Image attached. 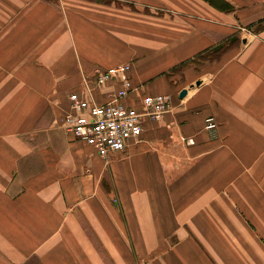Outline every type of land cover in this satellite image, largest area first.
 <instances>
[{"label":"crops","instance_id":"obj_1","mask_svg":"<svg viewBox=\"0 0 264 264\" xmlns=\"http://www.w3.org/2000/svg\"><path fill=\"white\" fill-rule=\"evenodd\" d=\"M224 1L0 0V264H264V0ZM122 64L172 106L102 158L61 119Z\"/></svg>","mask_w":264,"mask_h":264},{"label":"built area","instance_id":"obj_2","mask_svg":"<svg viewBox=\"0 0 264 264\" xmlns=\"http://www.w3.org/2000/svg\"><path fill=\"white\" fill-rule=\"evenodd\" d=\"M130 72V64L95 69L94 85L114 86V94L97 103L89 97L88 83L81 92L69 95L71 111L61 119L67 132L93 147L102 158L121 153L130 141L139 140L145 118L158 120L171 110L173 100L166 94L144 95L138 104L124 103L136 90Z\"/></svg>","mask_w":264,"mask_h":264},{"label":"trees","instance_id":"obj_3","mask_svg":"<svg viewBox=\"0 0 264 264\" xmlns=\"http://www.w3.org/2000/svg\"><path fill=\"white\" fill-rule=\"evenodd\" d=\"M204 1L208 2L210 5L224 12H229L232 9V7L224 0H204ZM223 48H224V44L218 45L213 49L212 53H216L222 50Z\"/></svg>","mask_w":264,"mask_h":264},{"label":"water","instance_id":"obj_4","mask_svg":"<svg viewBox=\"0 0 264 264\" xmlns=\"http://www.w3.org/2000/svg\"><path fill=\"white\" fill-rule=\"evenodd\" d=\"M185 94H186V91L184 90L181 92L180 97H183Z\"/></svg>","mask_w":264,"mask_h":264},{"label":"rangeland","instance_id":"obj_5","mask_svg":"<svg viewBox=\"0 0 264 264\" xmlns=\"http://www.w3.org/2000/svg\"><path fill=\"white\" fill-rule=\"evenodd\" d=\"M214 55H217V53H212V55H211V56H214Z\"/></svg>","mask_w":264,"mask_h":264}]
</instances>
